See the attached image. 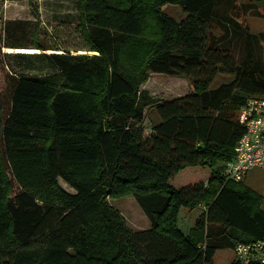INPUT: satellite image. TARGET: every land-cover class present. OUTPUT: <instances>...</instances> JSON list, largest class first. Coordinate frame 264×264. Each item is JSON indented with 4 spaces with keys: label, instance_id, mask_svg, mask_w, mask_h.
<instances>
[{
    "label": "trees",
    "instance_id": "1",
    "mask_svg": "<svg viewBox=\"0 0 264 264\" xmlns=\"http://www.w3.org/2000/svg\"><path fill=\"white\" fill-rule=\"evenodd\" d=\"M263 3L76 0L70 44H54L59 29L39 21L5 22V48L40 53L13 54L28 73L5 71L0 90V264H213L218 250L263 240L262 196L223 176L244 132L240 109L264 97V32L246 22ZM167 4L187 17L175 21ZM151 74L191 90L154 99L140 90ZM218 75L230 79L213 87ZM150 106L158 122L145 134ZM188 168L209 174L172 185ZM127 196L148 228L130 229L109 203ZM199 205L182 233L179 210Z\"/></svg>",
    "mask_w": 264,
    "mask_h": 264
},
{
    "label": "rangeland",
    "instance_id": "2",
    "mask_svg": "<svg viewBox=\"0 0 264 264\" xmlns=\"http://www.w3.org/2000/svg\"><path fill=\"white\" fill-rule=\"evenodd\" d=\"M263 2V1H262ZM76 0H5L2 11L0 14V55L12 54L6 57L7 68L3 70L0 68V90L5 88V71L12 70L11 72L28 73L26 65H21V62H26L23 59L14 58L13 54H16V50L11 48L12 52H7L4 47L3 39V26L7 21H20L29 23V21H39L42 27L51 32V29L58 28L60 34L59 38L55 39L54 44H70L71 38L65 40V33L63 30L69 27L70 24L78 23V13L75 9ZM261 16L248 15L246 22L248 23L249 30L252 33L264 32V3L258 9ZM162 11L173 18L175 21L180 22L187 17V13L180 7L167 4L163 6ZM28 28V26H27ZM53 32V31H52ZM53 33L47 35H40L41 44L49 45L53 42ZM59 39L61 41H59ZM60 42V43H59ZM18 44H28L26 38H21L16 41ZM263 46V62H264V43ZM40 53V51L38 52ZM50 54L49 51L45 52ZM33 54V53H26ZM229 76L218 75L214 81L213 87L218 86L224 81H228ZM140 90H146L151 97L157 100H168L188 93L191 90L190 82L185 78L171 77L164 74H151L149 79L140 86ZM158 122V115L156 114L154 107H147L144 111V120L142 122V128L145 134H149L152 131V127ZM220 165V164H219ZM186 173L180 172L176 177L171 180V184L174 185L177 182L178 185H182L183 178L189 177L191 181L195 179H202V177L209 174L208 168H188ZM60 186L66 191L71 192L70 187L64 183L61 179L58 180ZM243 184L255 190L262 196L261 207L264 210V170H252L242 181ZM109 203L119 211V213L125 219L126 225L135 231L144 230L148 228L149 223L137 206L135 200L131 196L110 199ZM197 211L192 210V214H196ZM184 231V228L182 229ZM233 251V250H232ZM231 250L221 251L217 253V263H225V259L231 255ZM219 256H223L221 259ZM216 258V257H215Z\"/></svg>",
    "mask_w": 264,
    "mask_h": 264
},
{
    "label": "built area",
    "instance_id": "3",
    "mask_svg": "<svg viewBox=\"0 0 264 264\" xmlns=\"http://www.w3.org/2000/svg\"><path fill=\"white\" fill-rule=\"evenodd\" d=\"M244 132L234 147V156L223 168L227 180L240 182L252 170H264V97L249 98L238 114ZM235 258L242 264H264V239L239 243Z\"/></svg>",
    "mask_w": 264,
    "mask_h": 264
},
{
    "label": "crops",
    "instance_id": "4",
    "mask_svg": "<svg viewBox=\"0 0 264 264\" xmlns=\"http://www.w3.org/2000/svg\"><path fill=\"white\" fill-rule=\"evenodd\" d=\"M194 210L197 211V213L195 215L192 214V210L190 211V210H187L185 208H181L179 210L178 227L182 231V233H184V234L188 233L189 229L193 226L196 217L204 210V206L199 205ZM183 228H184V231L182 230ZM228 250H230V249L216 251L214 258H213V264H218L216 261L217 255H218L217 253H219L221 251H228ZM219 257L221 259L223 256H219ZM234 259H235V255H234V252L232 251L231 255L225 259V263H223V264H230L232 261H234Z\"/></svg>",
    "mask_w": 264,
    "mask_h": 264
},
{
    "label": "bare ground",
    "instance_id": "5",
    "mask_svg": "<svg viewBox=\"0 0 264 264\" xmlns=\"http://www.w3.org/2000/svg\"><path fill=\"white\" fill-rule=\"evenodd\" d=\"M6 51L12 52L10 48H7ZM16 52L18 53H38L39 51L35 49H19V50H16ZM49 52L52 53V51H49Z\"/></svg>",
    "mask_w": 264,
    "mask_h": 264
}]
</instances>
